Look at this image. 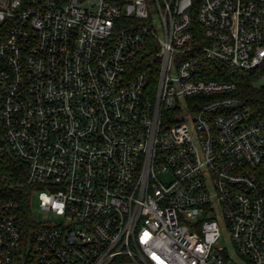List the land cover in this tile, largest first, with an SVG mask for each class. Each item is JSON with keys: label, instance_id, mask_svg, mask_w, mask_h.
Returning <instances> with one entry per match:
<instances>
[{"label": "built area", "instance_id": "built-area-1", "mask_svg": "<svg viewBox=\"0 0 264 264\" xmlns=\"http://www.w3.org/2000/svg\"><path fill=\"white\" fill-rule=\"evenodd\" d=\"M203 60L264 69V0H0V156L58 218L0 196V264H264V118Z\"/></svg>", "mask_w": 264, "mask_h": 264}, {"label": "trees", "instance_id": "trees-1", "mask_svg": "<svg viewBox=\"0 0 264 264\" xmlns=\"http://www.w3.org/2000/svg\"><path fill=\"white\" fill-rule=\"evenodd\" d=\"M200 67L204 77L234 83L251 118H264V83H257L264 75V69L243 71L208 60L201 61ZM34 187L27 182L26 164L10 154L0 156V196H10L18 201L20 215L25 222L31 218L29 200L30 190Z\"/></svg>", "mask_w": 264, "mask_h": 264}, {"label": "rangeland", "instance_id": "rangeland-1", "mask_svg": "<svg viewBox=\"0 0 264 264\" xmlns=\"http://www.w3.org/2000/svg\"><path fill=\"white\" fill-rule=\"evenodd\" d=\"M258 84L264 83V75H262L258 81ZM42 189L41 187H34L30 190V200H29V210L31 213V219L33 222L36 223H45V222H51L56 223L58 222V218L51 214L48 211L41 210L38 206L37 201V193ZM216 218L217 222L220 228V238L216 242V247L224 248L228 253H232L233 255L237 256L236 249L234 248V245L231 240L230 232L228 227L226 226V222L222 215L218 214L216 210Z\"/></svg>", "mask_w": 264, "mask_h": 264}]
</instances>
